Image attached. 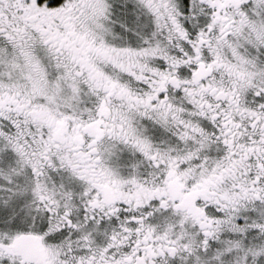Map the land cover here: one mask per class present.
<instances>
[{
  "label": "snow or ice",
  "instance_id": "1",
  "mask_svg": "<svg viewBox=\"0 0 264 264\" xmlns=\"http://www.w3.org/2000/svg\"><path fill=\"white\" fill-rule=\"evenodd\" d=\"M0 264H264V0H0Z\"/></svg>",
  "mask_w": 264,
  "mask_h": 264
}]
</instances>
